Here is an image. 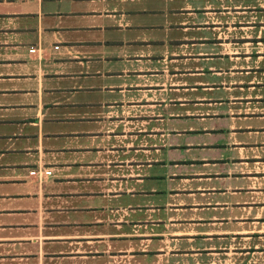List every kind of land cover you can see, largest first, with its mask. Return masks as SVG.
Returning a JSON list of instances; mask_svg holds the SVG:
<instances>
[{
	"label": "crops",
	"instance_id": "obj_1",
	"mask_svg": "<svg viewBox=\"0 0 264 264\" xmlns=\"http://www.w3.org/2000/svg\"><path fill=\"white\" fill-rule=\"evenodd\" d=\"M0 264H264V0H0Z\"/></svg>",
	"mask_w": 264,
	"mask_h": 264
}]
</instances>
